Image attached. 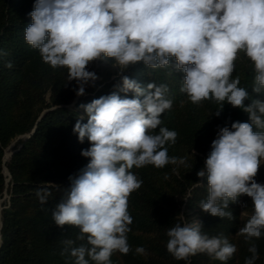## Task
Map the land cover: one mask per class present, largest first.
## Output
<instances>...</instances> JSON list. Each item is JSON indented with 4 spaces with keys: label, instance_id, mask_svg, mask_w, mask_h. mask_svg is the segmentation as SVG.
<instances>
[{
    "label": "clouds",
    "instance_id": "obj_1",
    "mask_svg": "<svg viewBox=\"0 0 264 264\" xmlns=\"http://www.w3.org/2000/svg\"><path fill=\"white\" fill-rule=\"evenodd\" d=\"M28 15L32 23L24 29L26 43L51 68L67 69L68 81L78 85L77 96L98 79L88 65L107 58L120 69L126 94L112 92L81 105L87 123L78 120L73 132L80 143L85 138L90 142L81 151L89 162L69 177L70 187L51 218L58 227L78 228L76 239L86 244L74 246V240L65 239L61 255L74 258V264H113L115 253L127 255L133 223L129 198L143 184L131 169L185 163L169 156L166 147L175 144L178 133L161 127L162 114L173 104L169 87L149 83L143 89L123 75L129 66L143 62L151 69L182 71L180 91L192 104L215 102L219 110L214 114L220 116L227 103L249 115L250 122L218 128L196 175L206 177L208 193L198 206L213 217L234 220L229 204L241 196L251 198L252 212L243 214L248 219L236 235L252 254L244 264H255L259 256L254 241L264 236V183L256 180L264 165V101L254 99L246 106L250 94L233 72L243 53L255 70L252 91L264 93V0H35ZM129 92L135 97L129 98ZM35 194L42 205L51 195L44 188ZM202 229L198 220L176 223L166 233L167 252L186 264L197 254L227 262L237 252L227 237L209 236ZM135 251L146 255L143 246Z\"/></svg>",
    "mask_w": 264,
    "mask_h": 264
},
{
    "label": "trees",
    "instance_id": "obj_2",
    "mask_svg": "<svg viewBox=\"0 0 264 264\" xmlns=\"http://www.w3.org/2000/svg\"><path fill=\"white\" fill-rule=\"evenodd\" d=\"M34 2L0 0V50L6 53L0 56V264H74V258L61 255L63 241L72 239L74 246H80L86 240L76 239L78 228L58 227L51 218L55 205L70 187L69 177L89 162L81 151L88 149L90 142L85 138L80 143L73 127L78 120L87 123V113L81 105L112 92L122 97L126 94L121 91L120 69L112 58L102 60L106 64L96 70L101 79L86 85L82 96L75 93L76 81H68L67 69H53L42 61L39 51L24 39V29L32 23L28 13ZM9 62L11 68L6 67ZM235 64L233 78L239 76V86L250 94L245 105L254 99L264 101V93L252 91V62L240 53ZM88 70L94 71L91 64ZM123 75L143 89L149 83L169 87L173 104L170 111L162 114L161 127L178 133L175 144L166 147L169 156L184 159L185 163L160 169L152 165L131 169L143 181L129 198L128 211L133 218L128 233L131 251L127 255L115 253L111 257L113 264H186L167 252L166 233L176 223L192 220L202 222V231L209 236L227 237L238 250L227 262L197 254L190 258V264H244L252 254L249 244L236 233L252 212L251 198L241 196L238 203L229 204L234 220L213 217L198 206L208 193L206 177L201 179L196 173L204 167L218 128L230 127L235 121L250 122L249 115L227 103L220 116L214 114L219 110L215 102L192 104L180 91L184 73L174 68L151 69L139 62L125 69ZM127 96L134 98L135 94L129 92ZM7 150L14 153L4 162ZM5 167L9 175L4 173ZM256 180L264 183L262 165ZM38 188L51 193L46 204L39 202L35 194ZM5 194L8 197L1 203ZM254 242L259 256L255 264H264V236ZM138 246L145 248L146 255L136 253Z\"/></svg>",
    "mask_w": 264,
    "mask_h": 264
},
{
    "label": "rangeland",
    "instance_id": "obj_3",
    "mask_svg": "<svg viewBox=\"0 0 264 264\" xmlns=\"http://www.w3.org/2000/svg\"><path fill=\"white\" fill-rule=\"evenodd\" d=\"M90 64H91L92 67L94 68V71H93V72H95L96 75H97V77H98L97 80H100V79H101V76L99 75V73H98L96 70H97V68L101 67L102 64H106V63H105L104 61H102V60H97V61L91 62ZM113 70H116V67H114ZM97 80H96V81H97ZM9 153H10V151L7 150V152H6V158L9 157ZM262 168L264 169V165H262ZM7 197H8V195L5 194V197L1 200V203H2ZM1 208H3V207L1 206ZM195 218H196V215L193 216V219H195Z\"/></svg>",
    "mask_w": 264,
    "mask_h": 264
},
{
    "label": "water",
    "instance_id": "obj_4",
    "mask_svg": "<svg viewBox=\"0 0 264 264\" xmlns=\"http://www.w3.org/2000/svg\"><path fill=\"white\" fill-rule=\"evenodd\" d=\"M29 136V135H28ZM27 136V137H28ZM13 146V145H12ZM14 153V151H11L10 153H9V157L8 158H6V154H5V156H4V162H6L7 160H9V158L11 157V155ZM4 173L6 174V175H9V171H8V169H7V167H5L4 168ZM9 178H10V176H9ZM9 180V179H8ZM0 217H1V215H0ZM1 224H2V222L0 221V228H1Z\"/></svg>",
    "mask_w": 264,
    "mask_h": 264
}]
</instances>
